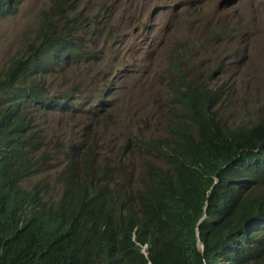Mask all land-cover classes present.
<instances>
[{"label": "trees", "instance_id": "trees-1", "mask_svg": "<svg viewBox=\"0 0 264 264\" xmlns=\"http://www.w3.org/2000/svg\"><path fill=\"white\" fill-rule=\"evenodd\" d=\"M14 3L0 0V19ZM62 3L0 73V264H264V122L226 126L221 89L186 76L171 88L178 123L150 145L163 166L147 163L140 187L112 186L71 157L59 195L47 178L24 185L49 169L35 132L56 102L48 77L97 58Z\"/></svg>", "mask_w": 264, "mask_h": 264}, {"label": "rangeland", "instance_id": "rangeland-1", "mask_svg": "<svg viewBox=\"0 0 264 264\" xmlns=\"http://www.w3.org/2000/svg\"><path fill=\"white\" fill-rule=\"evenodd\" d=\"M58 1L17 0L15 14L0 19V73L44 19L55 20L50 10ZM60 8L76 18L84 48L97 58L48 78L49 93L77 110L36 113L49 169L26 187L47 178L59 195L56 176L67 157L93 161L112 186L140 187L147 163L163 165L150 145L178 123L171 88L183 76L221 89L217 108L226 126L264 122V0H65Z\"/></svg>", "mask_w": 264, "mask_h": 264}, {"label": "clouds", "instance_id": "clouds-1", "mask_svg": "<svg viewBox=\"0 0 264 264\" xmlns=\"http://www.w3.org/2000/svg\"><path fill=\"white\" fill-rule=\"evenodd\" d=\"M41 27V26H40ZM40 30V29H39ZM56 69H58V67H55V70ZM52 75H50L49 77H51ZM48 77V78H49ZM216 89V88H215ZM215 89H212V90H215ZM53 96V95H52ZM54 97V96H53ZM55 98V97H54ZM55 103H50V105H49V109H51V108H53V109H55L56 111H61L62 109H65V111L66 112H70V111H75L74 110V108L77 110V106H74L73 105V103L72 102H70V99L68 98H66L64 101H60L59 99H57V98H55ZM65 102V105L64 104H62V103H64ZM57 103H60V105H58ZM218 105V104H217ZM47 111H50V110H47ZM36 132V131H35ZM168 137H169V133H168ZM167 137V138H168ZM166 139V138H165ZM157 160V159H156ZM158 161H160V160H158ZM153 162H155V163H157L156 161H153ZM163 166V165H162ZM46 173V172H45ZM45 173H43V174H45ZM43 174H41V175H43ZM38 176H40V175H38ZM37 177V176H36ZM57 177V176H56ZM44 179V178H43ZM205 217H203L202 218V220L204 219ZM201 220V221H202ZM200 248H201V250H203V245L200 243Z\"/></svg>", "mask_w": 264, "mask_h": 264}, {"label": "bare ground", "instance_id": "bare-ground-1", "mask_svg": "<svg viewBox=\"0 0 264 264\" xmlns=\"http://www.w3.org/2000/svg\"><path fill=\"white\" fill-rule=\"evenodd\" d=\"M223 119V118H222Z\"/></svg>", "mask_w": 264, "mask_h": 264}]
</instances>
